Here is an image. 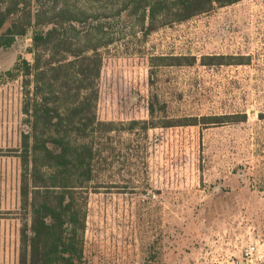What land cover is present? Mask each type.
<instances>
[{
  "label": "rangeland",
  "instance_id": "rangeland-1",
  "mask_svg": "<svg viewBox=\"0 0 264 264\" xmlns=\"http://www.w3.org/2000/svg\"><path fill=\"white\" fill-rule=\"evenodd\" d=\"M111 30L114 42L103 52L110 69L127 79L146 77L147 67L136 66L140 55L248 57L245 65L157 69L152 89L178 114L246 119L155 129L148 139L138 138L140 157L108 169L89 197L86 264H219L211 260L213 239L264 244V0L217 8L146 38L134 24ZM30 44L29 33L0 49V264H18V154L22 134L30 130L22 80H8L4 73L18 57L32 60ZM120 138L129 142V135ZM257 248L249 264H264L257 259L263 247ZM233 258L244 261L242 255Z\"/></svg>",
  "mask_w": 264,
  "mask_h": 264
},
{
  "label": "trees",
  "instance_id": "trees-1",
  "mask_svg": "<svg viewBox=\"0 0 264 264\" xmlns=\"http://www.w3.org/2000/svg\"><path fill=\"white\" fill-rule=\"evenodd\" d=\"M102 1L104 7L98 5ZM240 1L0 0V49L29 33L31 38L32 60L18 57L4 73L8 80H22V111L30 128L18 154V264H86L89 197L108 169L140 157L138 138L148 139L149 131L246 119L245 114H178L152 89L157 69L245 65L248 57L140 55L136 66L147 67L146 77L127 79L110 69L103 52L114 42L113 26L134 24L146 38ZM123 134L129 135L126 144Z\"/></svg>",
  "mask_w": 264,
  "mask_h": 264
},
{
  "label": "crops",
  "instance_id": "crops-1",
  "mask_svg": "<svg viewBox=\"0 0 264 264\" xmlns=\"http://www.w3.org/2000/svg\"><path fill=\"white\" fill-rule=\"evenodd\" d=\"M255 193V192H251V191H246V193ZM239 193V192H238ZM251 194L247 195L250 196ZM261 239H257L255 242L251 243V244H256V246L258 247V245L260 247H263L264 250V244H261L260 241ZM212 247L210 249V253H211V260L212 261H217L219 264H233V261L235 258L233 257H239L240 255H242V250L243 247L246 246L245 245H241L240 243H238L236 240L232 241V240H226L223 243H218L216 242L214 239L212 240L211 243ZM259 261H263L264 260V251L258 254L257 256ZM239 261V264H242L243 260H237ZM246 264V263H245Z\"/></svg>",
  "mask_w": 264,
  "mask_h": 264
},
{
  "label": "built area",
  "instance_id": "built-area-1",
  "mask_svg": "<svg viewBox=\"0 0 264 264\" xmlns=\"http://www.w3.org/2000/svg\"><path fill=\"white\" fill-rule=\"evenodd\" d=\"M258 251V248L256 246V244H249L247 246H245L242 250V256H243V259H244V262L246 264H249L252 262L253 258H254V255L255 253H257ZM233 264H239V261H234Z\"/></svg>",
  "mask_w": 264,
  "mask_h": 264
},
{
  "label": "water",
  "instance_id": "water-1",
  "mask_svg": "<svg viewBox=\"0 0 264 264\" xmlns=\"http://www.w3.org/2000/svg\"><path fill=\"white\" fill-rule=\"evenodd\" d=\"M242 264H245V262L243 261Z\"/></svg>",
  "mask_w": 264,
  "mask_h": 264
}]
</instances>
